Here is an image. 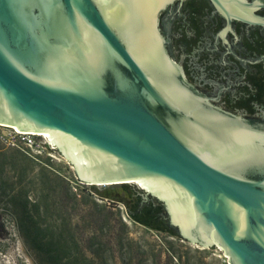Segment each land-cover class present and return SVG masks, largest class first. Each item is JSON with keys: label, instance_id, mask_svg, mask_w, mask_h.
Returning <instances> with one entry per match:
<instances>
[{"label": "water", "instance_id": "obj_1", "mask_svg": "<svg viewBox=\"0 0 264 264\" xmlns=\"http://www.w3.org/2000/svg\"><path fill=\"white\" fill-rule=\"evenodd\" d=\"M170 1L0 0V124L50 133L82 183L146 184L180 239L264 264V130L182 79Z\"/></svg>", "mask_w": 264, "mask_h": 264}, {"label": "rangeland", "instance_id": "obj_2", "mask_svg": "<svg viewBox=\"0 0 264 264\" xmlns=\"http://www.w3.org/2000/svg\"><path fill=\"white\" fill-rule=\"evenodd\" d=\"M0 134H3L0 137V264H36L32 257L43 256L49 240L46 229L56 219L60 197L63 199L61 216L86 257L96 248L89 245V238L98 230L102 234L100 253L106 259L105 264H228L219 247H202L178 236L149 230L128 217L127 207L121 201L111 203L91 195L90 185L75 177L73 166L55 146L57 151L50 154L30 151L18 139L12 143L10 128L0 127ZM35 154L38 157H33ZM53 174L61 176L78 199L88 196L104 202L122 221H112L102 229L89 225L84 218L87 205L79 201L74 206L65 194L61 195V189L53 186ZM110 186L96 185L99 190ZM130 186L140 190L134 183ZM29 218L38 223L34 232L27 229ZM18 220L24 226L20 232L15 226ZM33 237L41 248L36 246ZM71 254L76 251L73 249Z\"/></svg>", "mask_w": 264, "mask_h": 264}, {"label": "flooded vegetation", "instance_id": "obj_3", "mask_svg": "<svg viewBox=\"0 0 264 264\" xmlns=\"http://www.w3.org/2000/svg\"><path fill=\"white\" fill-rule=\"evenodd\" d=\"M226 5L224 9L212 0H173L159 11L157 27L191 88L213 107L264 130V0H228ZM108 185L137 219L171 230L162 203L147 195L139 182ZM144 204L159 208L158 219L145 216Z\"/></svg>", "mask_w": 264, "mask_h": 264}, {"label": "trees", "instance_id": "obj_4", "mask_svg": "<svg viewBox=\"0 0 264 264\" xmlns=\"http://www.w3.org/2000/svg\"><path fill=\"white\" fill-rule=\"evenodd\" d=\"M53 151H57L54 149ZM58 152V151H57ZM38 155V154H37ZM36 154L33 157H38ZM60 188L61 195L65 194L68 201L72 202L74 206L77 205L79 201H83L87 205L86 214L84 218L87 223L96 229H102L104 226L108 225L112 221L121 222V217L117 212L113 211L111 206L104 202H99L95 199L89 198L88 196H82L81 199L77 198V194L71 192L68 184L61 178V176L53 174V186ZM91 195H95L97 199L109 201L111 203L119 202L120 200L116 199L111 193L109 188L103 190L97 189L96 185H90ZM57 207H56V219L53 220V223L47 226L49 240L45 244V251L43 252L42 257H32L36 264H105L106 259L101 255L100 250L103 246L102 234L95 230L89 238V245L91 247H96L92 251L90 257H86L81 251V247L76 241L74 232L71 230L69 224L64 218H62V207L63 199L58 198ZM138 200V197H136ZM65 205V204H64ZM139 203L135 204V210L138 209ZM143 213L145 216L158 219V210L159 208L154 207L153 204H144ZM127 215L134 222L144 226L145 228L158 232H165L170 235L176 236V234L169 230L168 228H152L150 227L145 220L137 219L133 215V210L127 208ZM22 221V220H21ZM18 220L15 226L17 231L23 230V222ZM38 228V223L29 218L27 229L29 231H35ZM33 241L36 243V246L41 248L42 245L38 243L36 238L33 237ZM76 251V254H71L72 250Z\"/></svg>", "mask_w": 264, "mask_h": 264}, {"label": "built area", "instance_id": "obj_5", "mask_svg": "<svg viewBox=\"0 0 264 264\" xmlns=\"http://www.w3.org/2000/svg\"><path fill=\"white\" fill-rule=\"evenodd\" d=\"M0 127L10 128L9 126L2 124H0ZM10 129L11 137L13 139L12 143H15L14 141L18 139L27 150L37 152L44 151L47 154H50L55 149L48 136L39 135L37 132L20 131L17 128ZM0 137L3 138V134H0ZM75 184L77 185L76 182Z\"/></svg>", "mask_w": 264, "mask_h": 264}, {"label": "bare ground", "instance_id": "obj_6", "mask_svg": "<svg viewBox=\"0 0 264 264\" xmlns=\"http://www.w3.org/2000/svg\"><path fill=\"white\" fill-rule=\"evenodd\" d=\"M9 127L15 128L13 126H9ZM38 134L48 136L51 140H55L54 136H52L50 133H38ZM129 182H133V181H129ZM139 183L142 186L148 187L146 184H143L142 182H139ZM175 211H176L178 218L183 222L184 225H186L188 223V220H185V218H184V211L180 207L175 208Z\"/></svg>", "mask_w": 264, "mask_h": 264}]
</instances>
